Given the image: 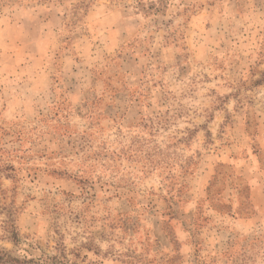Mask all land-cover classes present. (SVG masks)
Instances as JSON below:
<instances>
[{
    "label": "rangeland",
    "instance_id": "rangeland-1",
    "mask_svg": "<svg viewBox=\"0 0 264 264\" xmlns=\"http://www.w3.org/2000/svg\"><path fill=\"white\" fill-rule=\"evenodd\" d=\"M57 254L264 264V0H0V264Z\"/></svg>",
    "mask_w": 264,
    "mask_h": 264
},
{
    "label": "trees",
    "instance_id": "trees-1",
    "mask_svg": "<svg viewBox=\"0 0 264 264\" xmlns=\"http://www.w3.org/2000/svg\"><path fill=\"white\" fill-rule=\"evenodd\" d=\"M15 239L16 238H14V240ZM2 263L7 264V261H4ZM39 264H68V262H66V258L62 256V254H57L53 257L46 256V259L42 260Z\"/></svg>",
    "mask_w": 264,
    "mask_h": 264
}]
</instances>
